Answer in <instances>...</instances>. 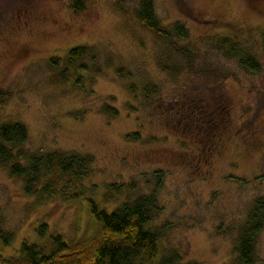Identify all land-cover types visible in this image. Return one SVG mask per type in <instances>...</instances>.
I'll return each mask as SVG.
<instances>
[{
    "label": "rangeland",
    "instance_id": "obj_1",
    "mask_svg": "<svg viewBox=\"0 0 264 264\" xmlns=\"http://www.w3.org/2000/svg\"><path fill=\"white\" fill-rule=\"evenodd\" d=\"M85 1L76 11L72 0H0V123L26 126L24 163L52 152L91 157L82 180L57 177L53 195L41 193L51 177L28 194L0 163V228L13 234L0 252L45 245L51 234L90 237L87 195L111 211L155 193L159 255L239 264L238 228L264 196V0H153L172 39L139 21L140 0ZM221 35L254 54L260 70L217 48ZM77 45L91 47L88 74L59 78ZM256 248L255 264H264V228Z\"/></svg>",
    "mask_w": 264,
    "mask_h": 264
},
{
    "label": "trees",
    "instance_id": "obj_2",
    "mask_svg": "<svg viewBox=\"0 0 264 264\" xmlns=\"http://www.w3.org/2000/svg\"><path fill=\"white\" fill-rule=\"evenodd\" d=\"M85 0H72L71 7L81 11ZM139 21L157 35L172 39L171 30L158 19L153 0H140ZM177 37L187 35L186 27L177 23L174 27ZM216 46L226 55L238 59L239 64L248 71L260 70V62L229 35L216 38ZM91 54L88 45L73 46L68 50L65 67L59 78H65L77 71V81L88 74L87 56ZM55 64L59 58H52ZM94 69V68H93ZM95 72V70H94ZM96 73V72H95ZM112 115L118 111L114 106L106 107ZM27 128L21 122L7 121L0 123V163L8 166L10 174L23 177L25 192H38L37 187L44 175L50 178L41 193L53 195L58 178L70 176L80 182L86 175L91 157L86 154H65L59 152L26 157L21 145L26 141ZM58 177V178H57ZM118 189V187H116ZM116 191V190H115ZM86 191L81 190L82 194ZM87 194V193H86ZM77 196V194H76ZM87 215L96 224L95 233L87 237L84 233L74 241L65 240L59 234L48 235L47 244L24 241L18 254L4 255L0 252V261L8 264H183L175 250L159 255V243L162 231L154 225L159 212L155 193L139 194L125 199L109 211L93 197L87 195ZM264 228V196L256 197L247 211L244 221L238 228L236 253L239 264H255L257 240ZM47 224L38 228L39 235L46 234ZM13 234L0 228V241L8 245Z\"/></svg>",
    "mask_w": 264,
    "mask_h": 264
}]
</instances>
